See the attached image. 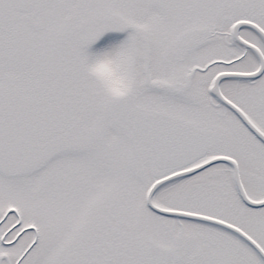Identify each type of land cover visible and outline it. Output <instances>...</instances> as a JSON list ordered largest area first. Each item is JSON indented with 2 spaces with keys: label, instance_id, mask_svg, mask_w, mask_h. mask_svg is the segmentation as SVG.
<instances>
[{
  "label": "snow or ice",
  "instance_id": "6c2138e0",
  "mask_svg": "<svg viewBox=\"0 0 264 264\" xmlns=\"http://www.w3.org/2000/svg\"><path fill=\"white\" fill-rule=\"evenodd\" d=\"M0 264H264V0H0Z\"/></svg>",
  "mask_w": 264,
  "mask_h": 264
},
{
  "label": "clouds",
  "instance_id": "9594fccd",
  "mask_svg": "<svg viewBox=\"0 0 264 264\" xmlns=\"http://www.w3.org/2000/svg\"><path fill=\"white\" fill-rule=\"evenodd\" d=\"M98 75L102 77H107V70L106 69H97ZM108 89L113 95H120L125 90V85L120 80L110 79L108 84Z\"/></svg>",
  "mask_w": 264,
  "mask_h": 264
}]
</instances>
